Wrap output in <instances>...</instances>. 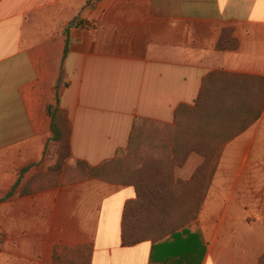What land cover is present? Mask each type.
Returning <instances> with one entry per match:
<instances>
[{
	"label": "crops",
	"instance_id": "1",
	"mask_svg": "<svg viewBox=\"0 0 264 264\" xmlns=\"http://www.w3.org/2000/svg\"><path fill=\"white\" fill-rule=\"evenodd\" d=\"M223 30L235 49L218 50ZM264 79V0H0V198L37 166L52 111L69 121L68 163L128 147L136 119L173 126L210 73ZM61 86H58L59 79ZM204 158L188 155L176 180ZM0 202V264H260L264 257V104L229 140L185 232L122 246L133 187L68 182Z\"/></svg>",
	"mask_w": 264,
	"mask_h": 264
},
{
	"label": "trees",
	"instance_id": "2",
	"mask_svg": "<svg viewBox=\"0 0 264 264\" xmlns=\"http://www.w3.org/2000/svg\"><path fill=\"white\" fill-rule=\"evenodd\" d=\"M96 1L99 0H92ZM236 46L230 31L223 30L217 49L232 50ZM61 81L60 77L58 86ZM263 104L264 79L212 72L203 79L195 104L178 107L173 126L136 119L125 150L118 151L113 160L96 167L75 161L71 167L75 177L66 181L98 179L134 188L136 199L127 202L122 211V246L144 241L157 244L178 237L197 216L223 146L257 119ZM49 114L50 142L62 151L56 166L61 177V168L71 158V129L69 121L57 107L53 111L49 109ZM217 121H225L226 130L215 129ZM147 126L156 128L154 131L158 135L161 133L158 138L154 136V143L149 137L141 139ZM193 152L204 158L203 164L189 181L176 180L175 168L182 166ZM30 169L28 166L21 171L20 178L0 202L8 201L18 193L21 177ZM27 189V185L24 186L20 194L26 195ZM178 207L184 213L177 212ZM260 264H264V257Z\"/></svg>",
	"mask_w": 264,
	"mask_h": 264
},
{
	"label": "rangeland",
	"instance_id": "3",
	"mask_svg": "<svg viewBox=\"0 0 264 264\" xmlns=\"http://www.w3.org/2000/svg\"><path fill=\"white\" fill-rule=\"evenodd\" d=\"M191 121L188 120V123H190ZM234 127V126H233ZM231 125V128H233ZM215 129L218 130H226L227 128V123H225V121L223 123H221V121H217V123H215L214 125ZM156 128L153 129L152 126H147L145 129V133L143 135V137H141V139H146L149 137V139L151 140V142L154 143V140L156 141V139H154V136H159L158 133H155ZM158 138V137H157ZM139 142V141H138ZM139 144H143L142 142ZM62 151L58 150L57 146L53 145V146H49L46 150H45V155L44 158L42 159V161L35 167L31 168L28 172L26 177L27 182L24 186L27 185V196L29 195H33L37 192H40L44 189H48L52 186H56L58 184V181L60 179H62L57 172L59 173V170H57L56 166L57 164L60 162V158L62 155L61 154ZM71 167L72 164L68 163V161H66L63 165V167L61 169H63V180L65 181L66 179H71L73 177H75V174L71 171ZM55 168L53 171L51 169ZM60 171V172H61ZM31 189V190H30ZM2 198V197H1ZM0 198V199H1ZM177 212L179 213H184L182 209H176Z\"/></svg>",
	"mask_w": 264,
	"mask_h": 264
}]
</instances>
